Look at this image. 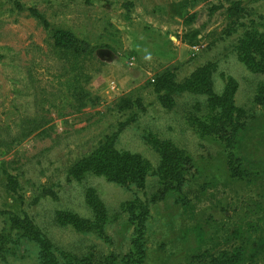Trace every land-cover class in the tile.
I'll return each instance as SVG.
<instances>
[{
  "label": "rangeland",
  "instance_id": "374dc122",
  "mask_svg": "<svg viewBox=\"0 0 264 264\" xmlns=\"http://www.w3.org/2000/svg\"><path fill=\"white\" fill-rule=\"evenodd\" d=\"M262 100L264 0H0V264H264Z\"/></svg>",
  "mask_w": 264,
  "mask_h": 264
},
{
  "label": "trees",
  "instance_id": "16d2710c",
  "mask_svg": "<svg viewBox=\"0 0 264 264\" xmlns=\"http://www.w3.org/2000/svg\"><path fill=\"white\" fill-rule=\"evenodd\" d=\"M31 12H33V13H35V15L45 24V25H47V22L44 20V18L42 17V15L41 14H39L37 11H34V10H30ZM262 104H264V100H262V102H261ZM228 134H227V132L225 131V128L224 127H222V126H220L218 129H217V131H216V136H217V138L218 139H220L222 142H224L225 144H227L228 146H230L231 145V140L229 139V136H227ZM230 155H231V153H230ZM229 155V156H230ZM128 159V158H127ZM230 160V159H229ZM90 197H93V198H95L94 196V194L93 193H90V195H89ZM92 204V208L94 209V210H96L97 208H100V206H101V203H99V201H97V200H93V203H91ZM91 224H93V226H95V224L94 223H91Z\"/></svg>",
  "mask_w": 264,
  "mask_h": 264
},
{
  "label": "built area",
  "instance_id": "2783aa9c",
  "mask_svg": "<svg viewBox=\"0 0 264 264\" xmlns=\"http://www.w3.org/2000/svg\"><path fill=\"white\" fill-rule=\"evenodd\" d=\"M194 48V47H193Z\"/></svg>",
  "mask_w": 264,
  "mask_h": 264
}]
</instances>
